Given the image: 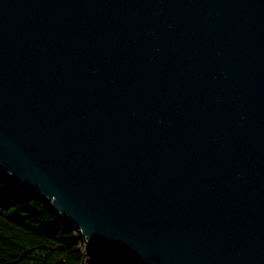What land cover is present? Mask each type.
I'll list each match as a JSON object with an SVG mask.
<instances>
[{
    "label": "water",
    "instance_id": "water-1",
    "mask_svg": "<svg viewBox=\"0 0 264 264\" xmlns=\"http://www.w3.org/2000/svg\"><path fill=\"white\" fill-rule=\"evenodd\" d=\"M0 173L119 264H264V0H0Z\"/></svg>",
    "mask_w": 264,
    "mask_h": 264
},
{
    "label": "trees",
    "instance_id": "trees-1",
    "mask_svg": "<svg viewBox=\"0 0 264 264\" xmlns=\"http://www.w3.org/2000/svg\"><path fill=\"white\" fill-rule=\"evenodd\" d=\"M0 229L8 230L11 237L34 235L49 243L26 247L13 238L22 248L21 260L9 264H119L108 253L87 250L75 226L64 222L36 194L20 191L1 173Z\"/></svg>",
    "mask_w": 264,
    "mask_h": 264
},
{
    "label": "rangeland",
    "instance_id": "rangeland-1",
    "mask_svg": "<svg viewBox=\"0 0 264 264\" xmlns=\"http://www.w3.org/2000/svg\"><path fill=\"white\" fill-rule=\"evenodd\" d=\"M7 228V227H6ZM9 228V227H8ZM14 235H19L17 232ZM16 238L20 242L24 243L26 247L34 246L37 244L49 245V243L40 240L37 236H12L8 230L0 229V264H9L10 261L20 262L22 248L16 245L13 241Z\"/></svg>",
    "mask_w": 264,
    "mask_h": 264
}]
</instances>
